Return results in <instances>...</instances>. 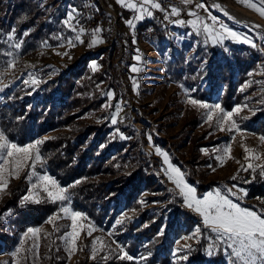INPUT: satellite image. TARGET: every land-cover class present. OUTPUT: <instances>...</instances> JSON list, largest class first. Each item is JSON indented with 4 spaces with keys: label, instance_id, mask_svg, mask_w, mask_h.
I'll return each instance as SVG.
<instances>
[{
    "label": "trees",
    "instance_id": "obj_1",
    "mask_svg": "<svg viewBox=\"0 0 264 264\" xmlns=\"http://www.w3.org/2000/svg\"><path fill=\"white\" fill-rule=\"evenodd\" d=\"M49 7L52 9L48 13ZM68 7L81 13L77 16H81L83 25L86 16L92 18V6L85 0H50L47 6L37 0H0V82L12 59L21 65L44 43L54 45L72 35L63 23ZM136 29L140 33L153 30L160 51L168 49L164 43L166 30L155 16ZM194 41L192 34L172 42V57L163 61L167 79L182 85L195 99L215 100L224 110H231L251 91L240 85L256 69L257 51L249 46H232L229 55L222 53L226 58L222 62L217 49ZM16 43L21 44L19 49L14 47ZM8 52L12 55H6ZM92 60L99 63V69L88 66ZM112 77V51L104 48L99 58L87 54L77 65L43 80L35 89L26 82L12 85L8 81L6 86L0 85V131L20 145L46 136L39 150L47 170L66 186L72 207L106 233L103 258L86 264H169L176 240L197 226L201 227L198 240L182 252L186 264H228L215 235L155 173L156 160L142 150L134 130L111 123L108 111L112 107L102 110L107 101L104 94L115 91ZM261 81L263 89L253 99L262 103L240 126L257 134H264V77ZM90 114L95 118L88 123ZM202 138L203 134L191 137L195 150L186 163L193 174L207 161L198 158L199 148L222 141L200 142ZM248 186L253 195L264 196V178L256 172ZM25 188L23 182L13 184L0 206V239L6 246L17 234L43 223L58 209L57 202L47 199L39 203L24 201ZM197 190L202 191L203 186L198 185ZM129 212H135L137 220L125 219L116 225L118 219L130 217ZM4 213L6 223H2ZM117 244L133 259H118L121 253Z\"/></svg>",
    "mask_w": 264,
    "mask_h": 264
},
{
    "label": "rangeland",
    "instance_id": "obj_2",
    "mask_svg": "<svg viewBox=\"0 0 264 264\" xmlns=\"http://www.w3.org/2000/svg\"><path fill=\"white\" fill-rule=\"evenodd\" d=\"M37 1L42 6H47L50 3V0ZM85 1L92 6L90 8L92 18L88 20V17H85L86 25L80 22L81 16L77 15L81 13L76 11L74 19L71 21V27L67 26L72 33L71 36L58 40L54 45L44 43L35 56L24 58L21 65H17L15 63L16 59H12L14 67L6 68L0 85H6L8 81L12 85L27 81L35 89L43 80L54 78L77 65L87 54H94L95 59H97L99 58L100 50L109 48L112 51V80L115 85V91L113 89L108 91L112 92L113 96L111 100L107 97L106 104L102 106V110L109 108L104 107L105 105H111L112 110L108 111L111 121L112 115L117 112L115 105L117 103L120 104L117 123L124 124L138 135L142 150L156 160L155 173L166 185L167 189L175 193L183 201L182 196L178 195L179 189L165 174L168 165L164 162V156L156 152V148L167 154L169 162L180 170L185 182L196 189L198 198H203L206 193L219 189L222 194L228 195L229 199L239 204L240 207L256 211L258 214L264 213V196L253 195V193H250L248 186V182L254 172L264 178L260 174V168L257 167L255 171L248 168L249 163L254 167L256 165L264 166V140L261 139L264 134H257L252 130L240 128L242 122L258 110L262 103L260 99L254 100L253 98L260 94L263 89V81L261 79L264 77V31L253 25L243 24V22L232 19L228 14L225 15L223 10L213 7L207 0H188L187 3L184 0H158L164 10L151 8L150 10L153 12L152 16H155L161 22L162 28L166 30L167 35L164 43L168 46V49L163 53L158 48V41L154 37L153 30H146L140 33L136 29L138 24L149 17L134 21L135 27H130L125 21L133 19L136 13L134 10L125 8L117 3V0ZM218 1L226 3L241 16L264 23V16L246 7L239 0ZM132 2L135 3L137 0H132ZM200 4H203L204 7H197ZM172 7L177 8V15L171 14ZM51 9L49 7L48 13ZM70 9L72 7H68L65 19H67V13ZM190 12H194L196 15H189ZM166 16L167 19H165ZM210 16L217 19L212 20L209 18ZM197 17L203 23H207L214 31L222 32L220 25L223 24L240 36H247L252 43L257 45L255 47L258 55L256 69L251 71L248 75L249 77L240 85L242 89L249 88L251 91L233 106V108L241 106L242 110L239 114L233 116L237 127L231 130L221 131L215 123V114H213L212 121L208 120V112L219 104L217 101L196 99L201 103L207 104L209 106L207 109L189 104L188 100L195 98L189 96L182 85L169 81L163 71L164 57H172V42H180L184 40V36L187 37L194 34V44L202 42L203 45L208 44L217 49V55L222 62L226 60L222 53L229 55V50L232 46L252 47L250 43L235 41L230 38H225L222 43L213 44L208 34L203 31L202 26L198 31L187 23L190 20L197 19ZM176 21H182L183 23H177ZM73 28L76 30L73 31ZM81 28L85 31L80 32ZM96 28H100L101 31L93 36V31ZM149 33H152V35H149ZM77 35H80V40L83 43L74 39ZM93 39H98L102 42L89 47ZM69 40L73 41L74 46H69ZM134 40L135 43L133 42ZM137 55L141 57L139 61L134 59ZM93 64L96 65V69L100 68L96 60L88 62V66L91 68ZM134 65L139 67L141 71H131ZM42 75L45 77L42 78ZM33 79L37 81L36 84H32ZM134 82L137 85L135 90L133 88ZM232 109L228 111H232ZM94 118V114L87 115L86 122L90 123ZM226 128H231V125H226ZM202 134L204 138L200 142L222 141L210 147L201 146L199 148L198 158H206L207 161L198 165L196 167L197 172L193 174L186 163L190 159L193 149L195 150L191 137ZM121 136L124 137L122 133ZM45 137L42 136L36 140H43ZM149 137H151V141H149ZM30 143L17 145L23 147ZM245 148L249 151L246 152ZM225 149H228V151H225ZM218 157H223V159H218ZM257 157L259 158L257 159ZM41 160L43 163L37 162L34 168L27 165L24 166L19 176L9 175L8 172L3 174V181L0 182L6 181L7 187L0 192V206L9 196L13 184L19 181L25 184V194L22 197L24 200V197L30 194L32 185L37 184L38 177L41 175L47 174L66 189V186L47 170L42 156ZM0 163H3V161H0ZM33 171L36 176L27 179L26 174ZM233 176L239 181H234L235 179L231 178ZM192 178H194L193 181ZM198 185L203 186V190L200 192L197 190ZM241 189L243 192L240 191ZM228 190H231V193L234 194H230ZM37 191H40V196L37 197L39 201L47 199L42 189H37ZM56 202L58 203V209L54 215L61 218L55 221V225L59 227V230L54 231L53 224L47 222L52 215L43 223L29 227L17 234L15 240L8 246L5 245V241L0 239V245H2L0 264H86L90 262L97 263L99 259L103 258V246L106 237L104 230L95 226L84 213L75 210L72 207L71 198L70 203ZM62 206L69 207L84 216V219L80 221L85 227L77 240L78 250L71 256L66 250L67 244L60 239L64 232L69 230L68 225L71 223L70 219L66 218L60 211ZM194 213L203 225L202 217L195 211ZM128 216L133 221L137 220L135 212H129ZM6 217L4 213L2 215V223H6ZM28 229H37L39 231L33 235L28 232ZM3 230L7 231L8 228L5 227ZM89 230L92 231L90 236L87 234ZM194 230L181 235L176 240L169 264H186L187 259H178V257H185L182 256V252L188 248L185 245H191L198 240V235L192 237ZM213 234L216 235L215 233ZM185 237L192 238L185 239ZM96 238H99V240ZM224 253L228 257L225 251Z\"/></svg>",
    "mask_w": 264,
    "mask_h": 264
},
{
    "label": "snow or ice",
    "instance_id": "obj_3",
    "mask_svg": "<svg viewBox=\"0 0 264 264\" xmlns=\"http://www.w3.org/2000/svg\"><path fill=\"white\" fill-rule=\"evenodd\" d=\"M185 3L188 0H184ZM246 7L256 11L261 16H264V0H239ZM117 3L121 4L123 7L132 9L135 11L133 19L125 21L130 27H135L134 21H140L145 19V17H151L153 12L151 9H158L163 11L164 9L161 6V3L158 0H137V2H132V0H117ZM197 7H204L203 4L197 5ZM218 7V6H217ZM76 12L75 8L70 9L67 13V19L63 21L66 26L71 27V21L74 19V14ZM171 14L177 15L178 10L175 7L171 8ZM189 15H196L194 12H190ZM225 15L227 13L225 12ZM212 20H216V17H209ZM167 19V16L165 17ZM177 23H183L182 21H176ZM187 23L191 24L192 27L199 31L200 27H203V31L208 34L209 39H211L213 44L222 43L225 38H230L235 41H242L244 43H250L252 47H257L255 43H252L250 38L247 36H240L238 33L232 31L227 26L221 24L220 28L223 30L214 31L207 23H203L199 17L194 20H190ZM76 29L73 28V31ZM15 30H13L14 33ZM83 28L80 29V32H84ZM101 31L100 28H96L93 31V36L98 34ZM28 33H24L27 35ZM9 40L13 39V35L9 34ZM76 41L80 40V35H77L74 38ZM102 41L98 39H93L89 44V47L101 43ZM135 43V40L133 41ZM69 46H74L73 41H68ZM16 49L21 47L20 43L14 45ZM139 51V50H137ZM6 55L11 56L12 53L8 52ZM137 61L141 59L139 55L134 57ZM9 68L14 67V62L9 61ZM93 70L96 69V65H92ZM131 71L139 72L141 69L137 66H132ZM27 83V81H25ZM35 79L32 80V84H36ZM6 86V85H5ZM137 85L133 83V88ZM109 100H111L113 93H106ZM188 103L193 106H198L199 108H209L205 103H201L196 99H189ZM104 107H111V105H105ZM117 112L114 113L111 117V122L116 124L117 115L120 111V104L115 105ZM242 110L241 106H237L232 109V111H225L219 104L215 105L213 109H210L208 112V120H213V114L216 115V125L221 131L231 130L236 128V122L233 119V116L239 114ZM231 125V128H226V125ZM264 140V137L261 138ZM151 141V137H149ZM43 140H36L33 143L25 145L23 147L18 146L17 144L11 142L3 131H0V181H3V174L8 172L9 175L19 176L20 171L24 166L35 167L37 162L43 163L41 160L39 145H41ZM215 151V150H214ZM228 151V149H225ZM245 151H249L245 148ZM156 152L164 156V162L168 165V169L165 171V174L170 180H172L176 187L179 189L178 195L182 196L184 204L189 208L195 211L199 216L202 217L203 227L210 229L212 233H215V240L223 247L224 251L228 256V264H264V213L258 214L256 211L250 210L248 208L240 207L239 204L234 203L229 199L228 195L222 194V192L217 189L214 192L206 193L203 198H198L196 194V189L190 186L185 182L183 174L180 170L174 167L168 160L166 153H162L159 148H156ZM259 157H257L258 159ZM218 159H223V157H218ZM247 159V157H245ZM7 166V167H6ZM260 168V174L264 176V166L256 165L255 167L249 163L248 168L253 171L256 168ZM214 170V169H213ZM247 170V169H245ZM32 176H36V173L29 172L26 174V178L30 179ZM236 179L235 176L231 177ZM76 183H79L77 181ZM6 181L0 182V192L6 189ZM235 187V186H234ZM37 189H42L43 193L46 194V198L52 202L63 201L65 203H70V197L67 195V190L61 187L55 179L48 176L47 174L41 175L38 177L37 184L32 185L30 189V194L24 197V201H34L39 203L37 197L40 196V191ZM230 194L231 190H228ZM243 192V190H240ZM246 195V193H244ZM60 211L64 214L66 218H69L71 223L68 225V229L64 232V235L60 237L61 240H64L67 244L66 250L68 251L69 256H71L75 251H77V240L80 236L81 231L84 229L85 225L80 221L84 219V216L80 212H76L69 207L62 206ZM61 217L53 215L48 219L49 224H53L54 231H58L59 227L55 225V221ZM125 219H130V217H122L116 221V225H120L124 222ZM39 230L37 229H28L29 233L35 235ZM89 236L92 234V231L89 230L87 233ZM201 234V227L197 226L192 234V237ZM192 237H185L189 239ZM99 240V238H96ZM95 243V241H94ZM185 247H190V245H185ZM121 255L117 258L124 260L133 259L131 256L124 251V249L117 244ZM82 250V249H80ZM95 251V250H94ZM211 254V253H210ZM107 259V257H105ZM141 259H146V257H141ZM178 259H187V257H178Z\"/></svg>",
    "mask_w": 264,
    "mask_h": 264
},
{
    "label": "bare ground",
    "instance_id": "obj_4",
    "mask_svg": "<svg viewBox=\"0 0 264 264\" xmlns=\"http://www.w3.org/2000/svg\"><path fill=\"white\" fill-rule=\"evenodd\" d=\"M213 7L217 9H221L224 12H226L232 19L238 21V22H243L247 23L249 25H253L260 30L264 31V23L260 22L259 20L255 19H250L244 16H241L237 11H235L233 8H231L229 5L226 3L220 2L218 0H207ZM218 6V7H217Z\"/></svg>",
    "mask_w": 264,
    "mask_h": 264
},
{
    "label": "built area",
    "instance_id": "obj_5",
    "mask_svg": "<svg viewBox=\"0 0 264 264\" xmlns=\"http://www.w3.org/2000/svg\"><path fill=\"white\" fill-rule=\"evenodd\" d=\"M149 35H152V33H149Z\"/></svg>",
    "mask_w": 264,
    "mask_h": 264
}]
</instances>
